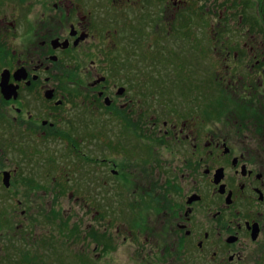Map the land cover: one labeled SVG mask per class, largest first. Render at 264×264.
Returning a JSON list of instances; mask_svg holds the SVG:
<instances>
[{"label":"flooded vegetation","instance_id":"1","mask_svg":"<svg viewBox=\"0 0 264 264\" xmlns=\"http://www.w3.org/2000/svg\"><path fill=\"white\" fill-rule=\"evenodd\" d=\"M205 1L0 0V264H264V0Z\"/></svg>","mask_w":264,"mask_h":264},{"label":"rangeland","instance_id":"2","mask_svg":"<svg viewBox=\"0 0 264 264\" xmlns=\"http://www.w3.org/2000/svg\"><path fill=\"white\" fill-rule=\"evenodd\" d=\"M205 1V0H204ZM204 5V11H205V14H204V16L203 17H200V18H198L197 16H196V14L194 13V9L192 8V6L190 7V9H191V14H190V16L188 17V22L190 23V24H194V19L193 18H198V20H199V23H198V20L196 21V23H195V25L194 26H196V27H200V28H202L203 30H207L208 28H210L211 27V24H212V20H211V18H212V16H214V14H213V10H214V1L213 0H206L205 1V3L203 4ZM192 12L194 13V14H192ZM196 12V11H195ZM193 19V20H192ZM198 23V24H197ZM190 24H188V27H190V28H193V25H190ZM144 25V24H143ZM143 25H142V27H143ZM145 26V25H144ZM145 27H147V26H145ZM151 27V26H150ZM80 203V202H79ZM78 215L79 216H81V215H83V218H82V220H83V228H78L79 229V233L77 234V236L79 237V239L80 238H82V239H84V238H87V240H90V239H92L93 238V236L94 237H96V235L97 236H103L104 235V230H103V228H99V225L97 224L98 222L97 221H99V220H101V218H97L95 221H93L92 219H91V217H90V215H88L87 216V214L86 213H83V211H80V212H78ZM96 223V224H95ZM87 225H89V231L88 232H86L88 229H87ZM78 241V240H77ZM79 242V241H78ZM119 257V260L117 261V264L119 263V264H127L128 262L126 261V259H124L122 256H118Z\"/></svg>","mask_w":264,"mask_h":264}]
</instances>
